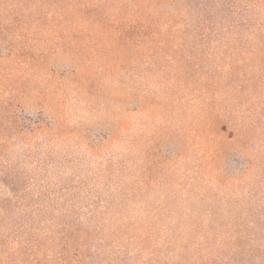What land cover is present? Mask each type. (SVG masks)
Masks as SVG:
<instances>
[{
	"label": "rangeland",
	"instance_id": "obj_1",
	"mask_svg": "<svg viewBox=\"0 0 264 264\" xmlns=\"http://www.w3.org/2000/svg\"><path fill=\"white\" fill-rule=\"evenodd\" d=\"M0 264H264V0H0Z\"/></svg>",
	"mask_w": 264,
	"mask_h": 264
}]
</instances>
